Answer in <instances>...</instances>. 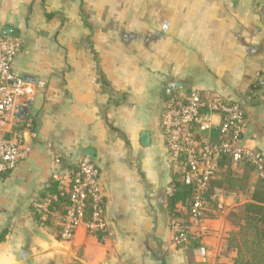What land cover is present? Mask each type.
I'll list each match as a JSON object with an SVG mask.
<instances>
[{
	"label": "crops",
	"instance_id": "obj_1",
	"mask_svg": "<svg viewBox=\"0 0 264 264\" xmlns=\"http://www.w3.org/2000/svg\"><path fill=\"white\" fill-rule=\"evenodd\" d=\"M8 25L14 67L36 89L16 112L32 151L0 177V264H233L228 213L263 177L232 162L246 194L217 190L219 217L193 228L200 246H177L168 187L180 168L160 118L170 95L222 94L245 107L243 144L264 153V0H0V35ZM85 155L108 229L65 241L33 203Z\"/></svg>",
	"mask_w": 264,
	"mask_h": 264
},
{
	"label": "built area",
	"instance_id": "obj_2",
	"mask_svg": "<svg viewBox=\"0 0 264 264\" xmlns=\"http://www.w3.org/2000/svg\"><path fill=\"white\" fill-rule=\"evenodd\" d=\"M21 45L16 36L0 35V177L13 171L32 151L16 119L18 102L33 95L36 89L14 67ZM247 124L244 105L219 93L206 95L191 90L170 95L165 101L160 128L170 161L180 168L182 181L195 184L196 189L191 224L171 221L177 246L186 244L190 235L200 238L202 230L193 232V228L207 220L205 191L219 171L222 156L227 155L236 163H250L264 178V153L242 141ZM31 126L32 122L26 125ZM99 176L100 169L94 160L82 156L75 167L55 176L60 193L33 203L36 212L47 215L53 202L68 197L67 211L59 221L62 240H72L80 227L93 234L107 232L109 221ZM173 189L171 183L169 194Z\"/></svg>",
	"mask_w": 264,
	"mask_h": 264
},
{
	"label": "trees",
	"instance_id": "obj_3",
	"mask_svg": "<svg viewBox=\"0 0 264 264\" xmlns=\"http://www.w3.org/2000/svg\"><path fill=\"white\" fill-rule=\"evenodd\" d=\"M258 87L253 85L252 90H256ZM232 162L229 156H222L219 160V171L208 184L205 191L206 206L204 214L206 219H215L220 215L219 200L216 197L217 190L246 194L247 182L235 175ZM246 165L248 169L253 168L250 163H246ZM181 176L182 172L174 175L172 180L174 189L169 194L168 205L172 220H182L181 223L190 225L196 189L195 184L184 183ZM57 193H60V184L57 180H54L46 192L43 193L42 198ZM179 204L186 209L185 213L180 212ZM68 205L69 199L67 196L53 202L45 220L50 222L54 219L59 222L61 216L67 211ZM36 215L42 217V214L38 212H36ZM228 219L235 227V230L230 232L228 237V249L236 253L233 264H264V178L258 181L249 200L241 203L228 213ZM58 233L60 237L61 229L58 230ZM96 234L99 237L102 235L99 232ZM196 246H200V238L192 235H190L186 244L179 245V247L188 248Z\"/></svg>",
	"mask_w": 264,
	"mask_h": 264
},
{
	"label": "water",
	"instance_id": "obj_4",
	"mask_svg": "<svg viewBox=\"0 0 264 264\" xmlns=\"http://www.w3.org/2000/svg\"><path fill=\"white\" fill-rule=\"evenodd\" d=\"M5 33L8 34V35L16 36V37L18 35L17 31L14 30V28L12 26H9V25L5 28ZM24 114L26 116L28 115V109H25Z\"/></svg>",
	"mask_w": 264,
	"mask_h": 264
}]
</instances>
